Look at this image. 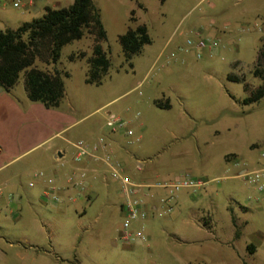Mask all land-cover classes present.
<instances>
[{
	"label": "rangeland",
	"instance_id": "374dc122",
	"mask_svg": "<svg viewBox=\"0 0 264 264\" xmlns=\"http://www.w3.org/2000/svg\"><path fill=\"white\" fill-rule=\"evenodd\" d=\"M94 1L107 31L102 46L111 60L109 72L101 84L86 81L94 46L89 34L65 45L57 65L37 61L40 69L62 73L65 98L53 109L76 122L69 131L75 141L84 139L87 126L112 132L106 124L109 112L115 114L126 126L113 132L133 162L140 160L173 178L189 173L208 184L178 191L170 213L134 221L133 228H142L148 240L125 243L120 239V184L100 179L87 192L92 200L83 196L77 204L86 209L84 227H77L74 216L69 231L54 227L57 252L82 264H264V98L243 104V83L228 77H243L250 90L264 84V61L257 65L264 44V0ZM73 2L20 0L15 6L13 0H0V28L39 18L46 6ZM133 10L137 22L131 20ZM138 24L147 26L152 42L127 60L119 36ZM199 37L218 45L198 57ZM23 76L11 91L0 90L25 109L33 101ZM166 98L169 107L156 106L155 101ZM242 168L248 172L241 175ZM21 229V223H9L0 227L9 232L0 234L9 238L10 231L15 236ZM78 231L81 238L75 237ZM250 243L256 245L254 253L247 249ZM54 256L41 255L34 263L30 256L7 257L0 264H57Z\"/></svg>",
	"mask_w": 264,
	"mask_h": 264
},
{
	"label": "crops",
	"instance_id": "0c3cea01",
	"mask_svg": "<svg viewBox=\"0 0 264 264\" xmlns=\"http://www.w3.org/2000/svg\"><path fill=\"white\" fill-rule=\"evenodd\" d=\"M2 97L6 100H1L3 104L0 102L3 108L0 112V227L9 226V223H21L23 229L15 232V236L10 231L12 237L8 235L9 238L0 234V259L17 256L25 260L30 256V263H34L41 255H55L54 261L57 264H82L77 258L63 257L60 251L57 252L56 246L60 243L52 241L56 230L54 227L58 226L64 232L69 231V219L74 216L77 227L82 229L86 209L78 208L77 204L83 196L92 200L87 192L95 188L96 181L103 179L109 185L108 180L112 177L109 168L101 160L92 156L81 161L75 160L78 152L76 143L81 140L91 148L96 145L104 147L98 153H112L126 164L127 170L131 171L136 180L173 179L171 176H163L154 166L144 165L143 170L138 171L136 162L132 159L133 154L121 145V140L113 131L101 133L100 128L87 126L83 130L84 139L75 141L69 131L76 122L66 121L65 114L53 109L56 107H47L42 102L33 101L22 109L11 94L0 90V98ZM161 102L170 104L167 98ZM230 155L232 154L227 156ZM134 156L136 157L135 153ZM233 159L236 160V157ZM74 172L86 174L83 187L69 182V177ZM245 172H248L247 168L239 171L241 175ZM38 173H43V176L37 177ZM49 180H53L54 185L60 188L57 191L58 201L53 199L56 190L50 189ZM30 182H34V185H30ZM48 190L50 194L47 195ZM164 195L162 190L156 189L147 199L157 204ZM49 209L58 214L53 216L48 212ZM0 233L7 234L1 230ZM75 237L81 238V232H76ZM48 242L49 247L46 245ZM76 248L77 245L74 244L73 249Z\"/></svg>",
	"mask_w": 264,
	"mask_h": 264
},
{
	"label": "trees",
	"instance_id": "16d2710c",
	"mask_svg": "<svg viewBox=\"0 0 264 264\" xmlns=\"http://www.w3.org/2000/svg\"><path fill=\"white\" fill-rule=\"evenodd\" d=\"M131 20L137 22L132 11ZM89 34L94 38L92 56L88 58L89 69L86 81L101 84L109 72L111 60L102 43L107 40L99 8L94 0H74L67 7L46 6L44 14L32 21L23 22L17 28H0V86L11 91L19 82L21 73L24 87L32 101L42 102L47 107H57L65 98V82L57 68L54 72L45 71L35 65L37 61L57 65L62 48ZM124 55L131 60L140 54L145 45L152 42L145 24H138L119 36ZM82 53L80 57H84ZM71 58H76L74 55ZM264 61V44L259 50L257 65ZM257 75L261 71L256 68ZM229 79L243 83L247 95L243 104L259 102L264 98V84L254 90L242 77L230 74ZM249 92V93H248ZM158 107H169L155 101ZM229 156H227L228 158ZM207 223V222H206ZM208 224V223H207ZM256 246L248 244L247 249L255 252Z\"/></svg>",
	"mask_w": 264,
	"mask_h": 264
},
{
	"label": "built area",
	"instance_id": "2783aa9c",
	"mask_svg": "<svg viewBox=\"0 0 264 264\" xmlns=\"http://www.w3.org/2000/svg\"><path fill=\"white\" fill-rule=\"evenodd\" d=\"M15 6H19L20 0H13ZM33 0H30V3ZM192 41L188 40V44ZM195 43L199 47L198 57H202L204 50L212 51L217 45L218 41L209 42L201 37H199ZM183 47H180L182 49ZM107 126L113 131L116 128H121L126 126V122L115 114L109 113ZM128 134L133 136L132 130H128ZM140 137H137L139 140ZM76 148L78 149L77 155L75 157L76 161H81L87 156H92L95 159L101 160L110 171V175L113 179L117 180L120 184L121 192L124 195V199L121 203V212L123 215V221L120 228V239L125 243H135L148 240V237L144 233L142 228H133V223L136 220H146L155 215H165L170 213L176 204V193L182 189H192L196 191L197 189H202L207 186L208 181L195 177L189 173L185 175L178 176L171 180L158 181L156 179H139L136 180L131 173L128 172L126 164L117 159L112 153L105 152L100 155L98 152L101 148L98 145L91 148L88 143L84 141H79L76 143ZM142 161L136 162V169L138 171L143 170ZM256 178L259 177V172L254 173ZM37 177H42L43 173L36 174ZM85 173L74 172L69 177V182L74 186L83 187L85 184ZM51 185V190H56V194L53 195V199L58 201L57 188L53 180H49ZM30 185H34V182H30ZM264 186V184L262 185ZM160 189L165 190L166 193L162 196L157 204H153L147 199V196L152 193L153 190ZM50 194L49 190L47 195ZM161 204V206L159 205Z\"/></svg>",
	"mask_w": 264,
	"mask_h": 264
}]
</instances>
